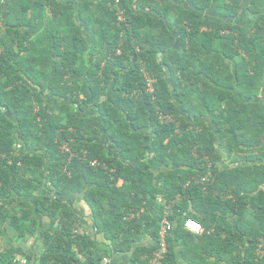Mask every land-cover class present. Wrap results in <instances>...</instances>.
Returning <instances> with one entry per match:
<instances>
[{
    "label": "trees",
    "instance_id": "1",
    "mask_svg": "<svg viewBox=\"0 0 264 264\" xmlns=\"http://www.w3.org/2000/svg\"><path fill=\"white\" fill-rule=\"evenodd\" d=\"M165 217L162 264H264V0H0V264H152Z\"/></svg>",
    "mask_w": 264,
    "mask_h": 264
},
{
    "label": "crops",
    "instance_id": "2",
    "mask_svg": "<svg viewBox=\"0 0 264 264\" xmlns=\"http://www.w3.org/2000/svg\"><path fill=\"white\" fill-rule=\"evenodd\" d=\"M253 21L252 16L251 15H246L245 17L241 18V25H245V24H250ZM81 97H86V93L83 92V94L81 95ZM102 143L104 145H107L108 142L102 139ZM113 153L115 152L114 148H109ZM147 157L149 156L150 158V162L153 160V154L150 150H148L147 152ZM152 164L153 170L155 172V174H158L160 172H163L165 170V168H163V166L160 163L155 162L154 164ZM122 182H119V185H121ZM159 192H158V196L156 198V200L154 201H150L147 204V211L151 216L152 219V223L157 222L158 219V215H157V211H156V206L158 205L160 198L164 195L165 191L164 189L161 187V184L159 185ZM71 200V205L74 208L75 212L78 214V217H80L81 221H80V225H79V230L81 232H87L93 239H95L96 241H98L100 244H107L109 245V242L105 240V238L102 235H96L95 231L92 228V222L90 219V208L88 207V205L83 201L82 196H78V195H72L70 197ZM190 208V207H189ZM48 225V222L45 221ZM44 224V225H45ZM0 227L2 229H4V226ZM7 229V227H6ZM151 243V239L148 238V236L146 237V239L144 240L143 244L144 245H148ZM22 246L25 247L26 249L32 250V252L34 254H38L40 249H41V243L39 241H37L36 239L30 238L28 240H26L25 242H19L17 239H15L13 234H9L7 232H5V230H3L2 233V238L0 239V250H4L8 247H13V246ZM175 252H176V259H177V263L178 264H186L185 261L182 259L181 256V249H179L177 246H175ZM105 262H108L110 264H126L127 262V258L123 255H113L111 260H107Z\"/></svg>",
    "mask_w": 264,
    "mask_h": 264
},
{
    "label": "built area",
    "instance_id": "3",
    "mask_svg": "<svg viewBox=\"0 0 264 264\" xmlns=\"http://www.w3.org/2000/svg\"><path fill=\"white\" fill-rule=\"evenodd\" d=\"M116 3H118V0H116ZM119 20H123V18L121 16L118 17ZM153 83L154 81L151 78H147V86H146V91L148 93H153ZM92 165H94V163H92ZM208 178L204 177L202 178V183H207ZM184 228L193 233V234H200L202 233L203 229L200 226V224H198L197 222H195L194 220L188 219L185 221L184 223ZM172 230V225L170 224V222L168 221L167 217H165L162 220L161 226H160V230H159V247L160 250L159 252H157L154 256V260H152V264H162V260L166 251V235L168 232H170ZM258 254L262 257H264V246L261 243L258 249ZM20 264H25V261L21 260Z\"/></svg>",
    "mask_w": 264,
    "mask_h": 264
}]
</instances>
